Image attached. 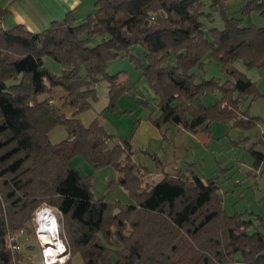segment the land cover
Segmentation results:
<instances>
[{"label":"trees","instance_id":"trees-1","mask_svg":"<svg viewBox=\"0 0 264 264\" xmlns=\"http://www.w3.org/2000/svg\"><path fill=\"white\" fill-rule=\"evenodd\" d=\"M229 1L94 0L95 10L81 22L68 12L38 31L21 23L3 29L8 9L0 4V264L22 263L9 236L30 231L44 204L61 213L70 253L65 264L77 254L85 264H264V230L251 231L253 219L226 210L216 177L204 179L191 164L144 186L139 173L147 168L131 157L130 139L109 132L99 117L85 125L77 116L97 99L102 80L109 86L107 108H118L128 88L108 63L128 56L159 97L158 128L209 133L213 121L258 125L261 118L241 104L262 93L235 61L264 70V26L243 25L253 11L264 15V0H243L239 15L227 10ZM217 11L224 27H208L204 18ZM95 36L101 40L93 45ZM45 56L62 66L61 74L44 65ZM205 58L222 64L224 81L202 76ZM56 87L65 92L59 108L53 97L39 98ZM209 91L220 98L194 103ZM59 123L68 136L52 143L49 133ZM75 155L115 167L133 202L95 198L91 177L69 166Z\"/></svg>","mask_w":264,"mask_h":264},{"label":"rangeland","instance_id":"rangeland-1","mask_svg":"<svg viewBox=\"0 0 264 264\" xmlns=\"http://www.w3.org/2000/svg\"><path fill=\"white\" fill-rule=\"evenodd\" d=\"M243 0H231L228 3V11L231 13L241 14ZM208 27H224V20L220 11L214 12L213 19L204 18ZM81 22V21H79ZM78 22V23H79ZM244 26L256 25L264 26V15L253 11L244 18ZM101 37L95 36L93 45L100 42ZM136 53L142 55L145 61L144 50L141 46H133ZM205 68L202 76L205 78L216 77L221 81L226 79V74L222 69V64L216 60L205 58ZM172 61L175 62L174 58ZM242 63L244 70L248 76L255 77L257 87L262 95L253 100L252 96L247 97L241 104V109L249 108L252 115L259 116L261 119L253 128L243 129L232 127L222 121H213L214 134L211 133V124L208 127L211 133V142L209 148L192 141L191 151H199L197 153L198 165L195 169L205 175V177H216L221 185V192L224 195V205L229 213L240 212L244 214V218L253 219L255 224L250 228L253 231L256 228L264 230V70L257 68H247L240 59L235 61L236 64ZM44 65L57 74L62 73V66L56 62L51 56L44 57ZM108 72L115 74L121 72V78L125 79L128 91L121 96L117 109H108L109 104V86L107 80H102L97 85V99L93 101L92 106L77 116L81 118L85 125H89L96 117L104 124L105 128L117 136L130 139L134 156L143 166L153 169V174L148 171L141 170L140 175L143 178L144 186H150L157 172L165 166L171 157L184 156V148L181 147L183 136L178 132L176 135V125L168 124L171 129L158 128L154 124V119L159 116L157 103L159 97L156 95L149 81L142 76V71L138 69L135 63L128 56H118L111 59L108 63ZM64 90L56 87L51 92L43 93L40 99L45 97H53L54 105L62 107V96ZM219 91L206 92L194 98V103L198 106L208 105L216 102L220 98ZM62 110L67 116H72L74 109L64 107ZM150 124L163 134L168 133L167 138L154 140L147 138L145 133V125ZM175 130V131H174ZM198 132V133H201ZM50 139L52 143H59L68 136L67 130L63 124L56 125L50 131ZM174 140V142H173ZM175 145V147H174ZM199 157V158H198ZM205 158V160H202ZM190 160V158H185ZM195 160V158H192ZM188 167L194 163H188ZM69 166L79 169L84 175L91 177V189L94 197L99 199L102 197L105 201L121 203H132L133 198L127 189L118 183L121 173L112 165H103L96 167L91 164L82 155H75L69 160ZM194 168V167H192ZM50 207L46 204L41 208ZM54 210L58 220V233L62 236L61 213L55 207ZM30 224V231L25 228L13 232L17 250L22 253L21 264H46L44 257V245L38 236L37 214ZM259 217V218H258ZM263 218V220H262ZM262 220V221H261ZM66 250L56 258L54 264H65L69 260L70 253L67 242L63 240ZM55 246V244H53ZM74 264H85L80 254L73 256Z\"/></svg>","mask_w":264,"mask_h":264},{"label":"crops","instance_id":"crops-1","mask_svg":"<svg viewBox=\"0 0 264 264\" xmlns=\"http://www.w3.org/2000/svg\"><path fill=\"white\" fill-rule=\"evenodd\" d=\"M0 4L3 5L4 8L8 9L7 14L2 19L1 26L3 29L11 28L16 24L21 23L28 27L29 30H43L47 28L53 20H62L68 12H72L76 21L79 22L82 21L86 15L95 10L94 0H0ZM236 65L240 70L246 72L240 61L239 64ZM250 77L255 81V77ZM144 125L147 130L145 133L146 139L155 138L154 140H156L167 138L168 133L163 134L162 130H159L150 124H146V122H144ZM213 127L214 124L212 123L210 127L212 134L215 132V128ZM165 128L169 130L171 129V126H165ZM178 132L183 136L181 147L184 148V152L186 154H184V156L178 157L175 155L174 157H171L165 166L157 172V176H155L153 181L161 179L166 173L174 174L188 169V163H194L193 169L204 179L210 178L205 177V175L199 173L195 169L199 162V160L196 159L198 155L195 152L199 151H191L192 147H195V145L193 146L191 142L195 141L196 143L209 148V143L211 142L210 140H212L211 133H193L179 126L177 127L176 135H178ZM133 156L134 152L131 157L137 164H141L140 161L137 160L136 156ZM184 157L190 158V160L184 159ZM192 158H195V160ZM202 160H205V158H202ZM146 168L148 174H153V169H149L148 167Z\"/></svg>","mask_w":264,"mask_h":264},{"label":"bare ground","instance_id":"bare-ground-1","mask_svg":"<svg viewBox=\"0 0 264 264\" xmlns=\"http://www.w3.org/2000/svg\"><path fill=\"white\" fill-rule=\"evenodd\" d=\"M37 220L39 221V231L46 242L55 244L53 248L47 251V261L52 264L57 256L62 252V245L58 233L57 215L50 207H44L37 212Z\"/></svg>","mask_w":264,"mask_h":264},{"label":"built area","instance_id":"built-area-1","mask_svg":"<svg viewBox=\"0 0 264 264\" xmlns=\"http://www.w3.org/2000/svg\"><path fill=\"white\" fill-rule=\"evenodd\" d=\"M50 102L51 103H53L54 102V100L53 99H51L50 100ZM38 221V220H37ZM39 223V222H38ZM40 227V226H39ZM37 228V231H38V236H39V239L41 240V242H42V244L44 245V249H43V251L42 252H44V257H45V262H46V264H49L48 263V261H47V251H48V249H51V248H53V244H51V243H49V242H46L44 239H43V236H42V234L40 233V231H39V229L40 228ZM59 238H60V241H61V245H62V252H64L65 250H66V246H65V244H64V242H63V239H61V237H60V232H59ZM13 238H14V235L13 234H11L10 236H9V241H10V243H11V245L13 246V248H18V246L15 244V240H13ZM61 254V253H60ZM59 254V255H60ZM58 257V256H57ZM57 260V259H56ZM55 260V261H56ZM55 261L52 263V264H54L55 263Z\"/></svg>","mask_w":264,"mask_h":264},{"label":"water","instance_id":"water-1","mask_svg":"<svg viewBox=\"0 0 264 264\" xmlns=\"http://www.w3.org/2000/svg\"><path fill=\"white\" fill-rule=\"evenodd\" d=\"M49 208V207H48Z\"/></svg>","mask_w":264,"mask_h":264}]
</instances>
